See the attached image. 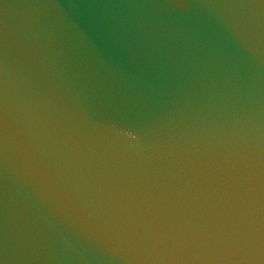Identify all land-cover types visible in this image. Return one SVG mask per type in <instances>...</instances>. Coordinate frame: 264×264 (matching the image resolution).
I'll list each match as a JSON object with an SVG mask.
<instances>
[{
	"label": "water",
	"instance_id": "obj_1",
	"mask_svg": "<svg viewBox=\"0 0 264 264\" xmlns=\"http://www.w3.org/2000/svg\"><path fill=\"white\" fill-rule=\"evenodd\" d=\"M0 264H264V0H0Z\"/></svg>",
	"mask_w": 264,
	"mask_h": 264
}]
</instances>
